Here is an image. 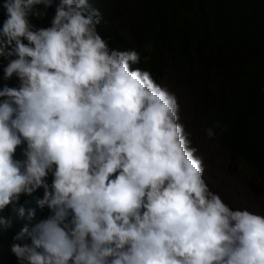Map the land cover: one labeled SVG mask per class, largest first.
Here are the masks:
<instances>
[{"label": "clouds", "instance_id": "clouds-1", "mask_svg": "<svg viewBox=\"0 0 264 264\" xmlns=\"http://www.w3.org/2000/svg\"><path fill=\"white\" fill-rule=\"evenodd\" d=\"M97 5L0 0V264H264V214L210 189L176 95Z\"/></svg>", "mask_w": 264, "mask_h": 264}, {"label": "trees", "instance_id": "trees-1", "mask_svg": "<svg viewBox=\"0 0 264 264\" xmlns=\"http://www.w3.org/2000/svg\"><path fill=\"white\" fill-rule=\"evenodd\" d=\"M96 2L107 21L99 34L138 52L137 65L176 95L191 145L213 128L217 151L264 198V0Z\"/></svg>", "mask_w": 264, "mask_h": 264}, {"label": "rangeland", "instance_id": "rangeland-1", "mask_svg": "<svg viewBox=\"0 0 264 264\" xmlns=\"http://www.w3.org/2000/svg\"><path fill=\"white\" fill-rule=\"evenodd\" d=\"M172 88L174 83L170 82ZM192 147L198 149L197 155L203 158L204 177L210 189L218 193L229 207L247 209L257 214H264V203L257 192L256 182L241 165L232 164L217 151L213 139L206 133L198 132Z\"/></svg>", "mask_w": 264, "mask_h": 264}]
</instances>
